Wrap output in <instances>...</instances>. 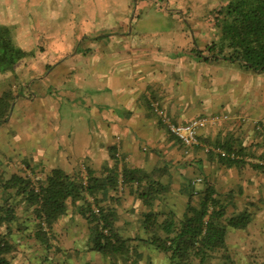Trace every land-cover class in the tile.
Instances as JSON below:
<instances>
[{
	"label": "rangeland",
	"instance_id": "1",
	"mask_svg": "<svg viewBox=\"0 0 264 264\" xmlns=\"http://www.w3.org/2000/svg\"><path fill=\"white\" fill-rule=\"evenodd\" d=\"M133 1L132 6V0H0V25H8L13 30L18 26L23 29L26 25L29 26L38 35L25 39L28 46L35 45L38 52L41 48L46 51L45 53H51L52 49H57L53 46L55 41L58 38L63 41L68 37L65 34L71 30V27L78 31L73 34L75 40L87 38V36L93 39L96 33L93 27L96 19L103 30L116 29V26L106 24L112 17L122 21V27L118 26L116 31L122 32L126 28L129 30V22L133 21L137 5L136 0ZM219 1L169 0L163 2V8L167 9L166 12H176L178 9L184 12L182 6L186 7V4L191 3L193 5L191 16L186 17L188 23L184 17L182 19L190 27L204 30L203 35L200 36L208 40V35L210 37L217 32L216 28L210 25L208 11L211 7L217 8ZM146 16L142 24L147 37L150 35L152 37L153 34L156 36L162 31L171 32L168 34L170 37L162 34L159 39L152 38L144 41L139 40V37H134L132 40L128 38L129 41H120V38L101 39L94 43L91 41L89 45L94 44L95 47L90 46L91 51L89 50L87 55L80 56L79 64L78 62L67 64L63 61L46 72L39 67L36 59H29L31 67L34 65V69L44 76L42 75L41 79L30 86L32 96L30 94L29 97L25 96L21 91L17 94L9 119L0 122V170L2 172L11 173L13 170L4 169V166L18 167L21 160L29 161L32 166L41 161H45L47 166L55 162L58 167L68 169L71 163L66 160L64 154L71 156L70 161L73 166L80 162L88 165L91 154L86 150L92 152L98 149L99 141L106 136L122 133L121 128L125 120L122 116L123 111L126 108L132 109L135 98L141 93V87L144 84H148V87L151 85L153 89L156 88L155 85L161 83L160 85L164 86L161 90L169 99L175 91H184V80L188 76V91L194 89V92L186 97L191 104H195L196 98L198 100L201 98L202 109L207 111L229 113L240 110L264 115V71L246 69L237 62L226 60L198 61L189 58L176 60L171 57L176 51L163 44L168 40L183 42L181 35L176 37L172 33L178 26L176 20L170 17L161 18L156 11L150 9L147 10ZM50 20L64 21L66 26L58 31H50L48 26H44ZM49 32L53 36L57 34L53 37L54 40H47L50 38ZM161 47H164V52ZM65 49L69 53L74 50L71 39L66 47L58 51L61 56L66 53ZM43 60V64L46 63V59ZM52 61L57 62L58 57ZM71 68H75V72L65 78L64 76L68 74L67 70ZM21 70L25 69L21 66ZM210 84L212 88H209ZM13 85L14 77L10 73L0 74V93ZM121 104L124 106H120ZM93 108L101 113L100 118L93 119L91 115ZM260 118L261 122H264V118ZM251 123L254 124L253 120ZM239 128L241 126H237L236 130ZM156 130L159 131V128ZM153 141L150 137L149 140L145 137L138 140L141 145L148 147V150L152 147L151 151H155L153 148L156 146ZM244 141L252 142V148H256L258 153L264 150V146L260 145L262 141L256 133L253 138L252 136L250 139L244 137ZM81 147H84L83 154L82 152L79 154L78 149ZM157 148L166 152L165 149L158 146ZM166 153L157 154L158 162L170 160ZM249 159L264 163V159L259 157H249ZM172 172L175 175L172 182L173 188L177 190L175 180L178 178L179 171L172 168ZM197 175H200V172L189 171L184 174L185 181L195 180ZM226 178L228 179V176ZM226 178H223L221 172L217 173L215 184L218 191L222 192L229 186ZM246 178L252 179L253 185L251 183L246 185L238 175L231 178L234 180L233 184L238 183L241 187L245 184L246 187L243 188L244 194L236 199L237 204L228 207V212L236 213L247 209L253 213L254 218L246 231L227 227V245L230 254L238 264H256L255 262L264 261V174H256L249 169ZM208 181L211 183V178ZM196 186L200 188L202 185ZM178 193L170 192L168 197L171 199L170 203L174 204L173 209L181 215L186 195ZM167 205V209H171L170 204ZM68 245L71 248L70 256L76 259L73 262L110 264L108 257L100 252L81 253L84 249L82 242L75 240ZM139 252H142V255L137 264H167L166 255L153 246H147ZM69 262L70 260L68 264ZM40 263L37 260V264Z\"/></svg>",
	"mask_w": 264,
	"mask_h": 264
},
{
	"label": "trees",
	"instance_id": "2",
	"mask_svg": "<svg viewBox=\"0 0 264 264\" xmlns=\"http://www.w3.org/2000/svg\"><path fill=\"white\" fill-rule=\"evenodd\" d=\"M167 1L169 0H136L132 32H128V28L123 29L122 32L116 31L118 26L122 27V21L115 20L113 17V19L109 18L106 24H112L116 26V29L103 30L96 19L93 26L96 33L93 39L87 36L82 39V42H80L81 39L75 40L73 34L78 31L71 27V30L65 34L68 37L63 41L58 38L53 46L68 45L71 39L75 48L80 42L74 57L66 61L67 64H71V60L87 55L90 48L85 44L90 40L94 42L101 39L111 40L122 34L135 35L142 39L152 37L159 39L162 34L169 32L162 31L156 36L153 34L152 37L151 35L147 37L145 34L147 32L142 23L144 18H147V10L150 9L156 11L161 18L170 17L176 20L178 26L172 33L174 36L181 35L182 41L189 43L185 51L194 59L198 61L226 60L237 62L246 69L264 71V0H220L217 8L211 7L208 11V20L211 22L209 23L217 31L210 37L208 35V40L200 36L203 35L204 30L190 27L178 11L166 12L163 2ZM133 3L132 0V6ZM186 5L182 7L184 15L189 17L193 5L191 3ZM50 21L44 24L50 31H58L66 26L64 21ZM54 36L50 33V38L47 40H54ZM60 49L51 51V55L54 58L58 57V60L69 53L65 49L66 53L61 56L58 52ZM45 52L41 48L38 52L36 47L26 50L18 44L12 27L0 25V74L10 73L14 77L13 87L0 93V122L9 119L15 106L13 105L15 97L20 91L23 94L25 91L27 95L31 94L28 87L29 80L36 75H42L34 69V65L31 67L29 59H36L44 72L54 65L49 53ZM44 58L46 63L43 64ZM21 66L25 70H21ZM147 105L157 113L152 105ZM163 111L165 112L164 109ZM212 113L217 112L201 115ZM170 118L175 123L187 122ZM158 119L159 123H163L160 116ZM245 123L246 121L233 124L235 125L233 127L243 126ZM229 126L232 125L227 123L212 130L211 133L200 132L201 142L210 149L206 151L205 147L198 146L192 151L195 154L203 152L222 166L247 168L257 173H264L263 162L248 159L249 157L264 159V150L258 153L256 148L242 145L239 138L234 137L236 135H226L225 133L230 131ZM253 126L254 132L262 141L260 145L264 146V122H260L261 129H257L254 124ZM168 134L170 139L176 141L178 150L185 157V154H188L187 148L175 136L169 132ZM118 139L108 147L112 164L104 166L103 170L106 172L104 176H97L91 169H88L87 175L82 177L79 171L71 174L61 168H54L45 177L39 178L37 183H34L28 175L16 173L1 183L4 191L12 190L9 193L20 196V200L18 203H9V199L5 198V203L0 204V264H25L22 263L24 260L21 257L17 258L14 252L15 247L9 239L14 224L18 221V215L27 211L33 212V238L45 249H50L53 246L54 224L67 213L69 202L72 205L79 202L78 212L87 220L91 230L90 250L98 251L108 257L110 264H137L142 254L138 250V245L132 244L136 240L164 253L167 264H238L228 249L226 229L230 227L246 231L254 217L253 213L247 209L235 214L227 211L228 204L232 203L235 193L233 191L220 193L210 183L202 189H196L191 180L190 188L184 191L187 202L182 215L179 216L173 211L155 210L156 202L170 188L169 184L162 180L169 172V163L156 164L151 170L137 167L127 161L128 158L122 151L120 143H117ZM215 147L221 148L227 154L234 153L236 157L221 156L212 150ZM121 186H127L133 190L145 207L139 220L146 234L145 237L123 238L115 228L116 208L105 203V200L108 199L111 190L115 191ZM95 207L98 208V213L94 211ZM255 263L264 264V261Z\"/></svg>",
	"mask_w": 264,
	"mask_h": 264
},
{
	"label": "crops",
	"instance_id": "3",
	"mask_svg": "<svg viewBox=\"0 0 264 264\" xmlns=\"http://www.w3.org/2000/svg\"><path fill=\"white\" fill-rule=\"evenodd\" d=\"M180 10L178 9V12L186 20V16L184 15L183 10L182 9ZM131 26H132V23L131 25H129L128 32H132ZM25 27L26 28L23 29V27L18 26L15 29V36H16L17 42L19 45L24 47L26 50L33 49L35 45L28 46L26 42L27 40L25 41V39L27 37H28L27 39H30V37H32L33 35L35 36V34L38 35V33H34L35 30H32V28H30L27 25ZM169 33L164 34V36L167 35L168 37H170V35H168ZM134 37H138V36L122 34L121 36H117L113 39L116 40L117 38H120L119 39L120 41L122 40L129 41V39L132 40L134 39ZM152 38H145V39L139 38V40L144 41V40H148ZM91 41L92 40H90L89 43H92V42L94 43V41L92 42ZM168 41L164 42L163 44L167 48L170 47L173 51H176L175 55L171 56L172 58L176 60L180 58L194 59L193 57L188 55V53L185 51V49L189 47L188 42L181 43L178 41H175V42H172L170 40ZM89 43L85 44V46L89 48L90 46L95 47L94 44L89 45ZM78 44L75 46L74 50L71 53L65 55L60 60L55 62L54 65L48 70L50 69L52 70L56 65L62 63L63 61L66 62L68 59L70 58L72 59L77 52ZM61 46L60 47L55 46V47L63 49L67 45L65 46L63 45L62 47ZM161 49L163 50L164 47H161ZM94 50L95 49H93V51ZM167 54L169 53L167 52ZM49 55L51 59L53 60L54 56H52L51 53H49ZM80 60L81 58L79 56L78 59L74 61L71 60V61L72 62L78 61V64H79ZM75 70H76L75 68L68 69L67 70L68 74H66L64 77L68 78V76H70V73H74ZM42 75L35 76L32 78V80H39L44 76ZM188 79L189 77L186 76L185 77L186 81L184 80L185 82V87L183 89L184 91H179V90H177V92L175 91V94L172 95L171 98L169 99H167L165 93L162 92L161 89L164 86L160 85L161 83L158 85H155L156 88H153V89L151 85L150 87H148V84L146 85L144 84L141 87V93L135 98V102H134L135 104L133 105L132 109L126 108V110L123 111L122 116L125 118V120H123V125H122L123 127L121 128L122 133H118L117 135H114V136L112 134L106 136L105 139L99 141V144H98L99 147L97 146L98 149L92 150V152H89L88 150H86L87 153L91 154L89 157L90 163L88 165L80 162L79 164H76L73 166L72 162L70 161L71 156L67 154H64L65 158L69 163H71L70 168L68 169L58 167L55 162H53L52 165L47 166L45 165V161L35 163V165L33 166L31 165L29 161H24V160H21L19 162L18 167H15V166L11 167L10 165H5L4 169L10 168V170L11 171L13 170V171L9 174H5L4 172L0 170L1 171L0 173V204L3 205L5 203V198L9 199L8 200L9 203L11 202L18 203V201L20 200V196L17 197L9 193L12 190L4 191L3 188L1 187V183L9 179L10 176L14 173L20 174L23 176L28 175L34 183H37L39 178L42 179L54 168H61L71 174H74L75 172L79 171V174L82 177H85L87 175V170L91 169L95 172L97 176H104L106 174V172L103 170L104 166H110L112 164L111 159L109 158L108 147L112 145L114 142H116L117 138H119L117 140V143H120L122 151L128 158L127 161H129L133 165L140 167V168H144L146 170H151L156 164L163 165L162 162L169 163L170 165L169 172L164 175L162 180L163 182H166L167 184H169L170 188H169V191L165 192L162 195V198L156 202V204L154 205L155 210L166 211V212L173 211L177 215H179L173 209L174 204L173 202L170 203L171 199L168 197V194L170 192L172 193L173 191H175V193L180 192L186 195L184 191L190 188L189 184L191 180L193 183L192 185L196 189H202L205 187L207 183H210L208 180L211 178L210 184L211 185L213 184V186H215L216 188L217 184L215 183H216V175L218 172H221L223 174V178H226V176H228V179L226 178L225 180L229 183V186H227L222 192L218 191L217 188L216 190L220 193L233 191L235 193L234 199L232 200V203L228 204V207L235 206V204H237L236 199L239 198L238 196H240L241 194H244L243 188L245 189L247 183H251L253 185L252 179L248 180L246 178V174L249 169L247 168L237 169L236 167H233V166H230V167L222 166L218 163V161L216 162L215 160H213L212 158H210L208 155L204 154L203 152H199L195 154L193 151H191L190 154H185L186 156L184 157L178 150V147H177L178 144L176 143V141L168 137L169 134L164 124L159 123L158 114L155 113L153 109L147 105L149 104L150 106L152 105L153 107V103L158 102L160 107L165 110L166 115L168 117H172L175 120L180 121V122L188 121L194 117L201 116V114H204V113L215 112L213 110L207 111L205 109H202L203 107L200 101L201 98L199 100L196 98L195 104H191L190 101L186 100V97L190 96L191 93L194 92V89H191V91H188L189 90V80ZM32 80H30V82L28 83V87H30L33 84ZM210 87L212 88L211 84L209 85V88ZM27 94L28 93H24L25 96L29 97V95ZM30 95L32 96V94ZM15 100H17L16 97H15ZM56 106L57 105H55V107ZM120 106L123 107L124 105L121 104ZM57 110H59V108ZM100 114L101 113L96 108L92 109L91 115L93 119H96L97 117L100 118ZM229 114L233 116H239L240 118H244L245 120L247 119L246 123L243 126H241L239 130H236V127L234 128L233 126L235 125L233 124H240V122H243L242 120H239L237 122L225 121V122L216 124L214 126H208L204 128L203 130H201V133L203 134L211 133V131L215 130L217 127L230 123L232 125V126H229L230 129H228L230 131H228L229 133H225V134L226 135L234 134L236 135L234 137L239 138V140L242 142V145L251 147L252 142H248V143L247 141L245 142L244 137L248 139H250L251 136L252 138L254 137V134H255L254 126L251 122L252 120L256 119L257 116L264 118V115H260L258 113H248V112H244L240 110L229 112ZM248 115L250 117H248ZM82 122H84L83 118H82ZM157 128H159V131L156 130ZM88 134H89V131H88ZM142 137H145L148 140L150 137L152 138V141L154 140L153 144L156 147L153 149L157 153L155 151H151L152 147L148 150V147L141 145L140 142H138V140H140V138ZM157 146L162 149H165L167 153L162 150H158ZM78 148H80V146ZM140 148H142V150H140ZM78 150H79V154H81V152L83 154L84 147H81V149H78ZM160 153L162 154L166 153V155H168V159L170 160H163V161L158 162L157 159L159 158L157 157V154H160ZM172 168L173 169L175 168L176 170L179 171L178 178L175 180V183L177 184V190L176 188L175 190L173 188L172 182H174L175 175L172 172ZM189 171L191 172L198 171L200 172V175H197V178L195 180L189 179L186 182L184 178V174H186ZM255 173L257 174V172ZM235 175L241 176V178L243 179L246 185L244 184L241 187V185H239L238 183L233 184L232 182H234V180L231 178L234 177ZM198 178L200 180H197ZM202 180H205V181L203 183H200ZM255 183L257 184L256 181ZM198 184H201L202 186L200 188H197L196 185ZM186 202H187V195H186V201L183 205L184 209L182 213L185 210ZM105 203H108L111 207L116 208L117 217L115 221V228L117 232L123 238L132 239V238L146 236L144 230L140 226V221H139L141 217V212L145 210V207L142 205L141 201L137 198V195L133 192V190H130L127 186L125 187L121 186L115 191L111 190L109 192L108 199L105 200ZM78 204L79 202L76 205H72L69 202L67 213L61 218H59V220L54 224V227H53L54 239L52 240L53 246L50 247V249H45L38 241H36L33 238V218H34L33 212L27 211L25 213L18 215V221L14 224L13 230L11 231L9 235V239L15 247L14 252L17 258L21 257L24 260L22 263H25V264H37V260L41 262L40 264H48V263L49 264L51 263L68 264L69 260H70L69 262L70 264H78V262H73V260H76V259L70 256L71 254H69V250H71V248L69 247L70 245L68 244L73 243L75 240L84 243L83 245L84 249L83 251H81V253L83 252V254H85V252H90V253L98 252V251L90 250L91 230L89 228L87 220L82 216L81 213L78 212ZM167 204H170L171 209H167L168 208ZM228 207H227V211H228ZM132 244L133 245L137 244L138 250H144V248H147L148 246L145 243L141 241H137V240L136 242Z\"/></svg>",
	"mask_w": 264,
	"mask_h": 264
},
{
	"label": "built area",
	"instance_id": "4",
	"mask_svg": "<svg viewBox=\"0 0 264 264\" xmlns=\"http://www.w3.org/2000/svg\"><path fill=\"white\" fill-rule=\"evenodd\" d=\"M153 107L156 110L157 114L161 117V120L166 128V130L173 136H175L178 140L181 141L182 144L187 148V153H190L193 148L195 147H205V150L208 151L210 148L205 146L200 140V132L204 128L208 126H214L221 122H237L242 120L243 122L246 121L244 118H240L239 116H233L227 112L224 113H212L207 115H201L194 117L188 120L185 123H175L171 120L170 117L166 115L163 109L160 108L157 102L153 103ZM261 118L257 117L253 120L254 125H256L257 129H261L260 126ZM215 153H218L221 156L229 155L232 158H235V154H227L224 150L219 147L212 148ZM197 180H200L199 178ZM96 213L99 212L98 208H94ZM46 219V217H45ZM43 225L46 228L45 223Z\"/></svg>",
	"mask_w": 264,
	"mask_h": 264
},
{
	"label": "water",
	"instance_id": "5",
	"mask_svg": "<svg viewBox=\"0 0 264 264\" xmlns=\"http://www.w3.org/2000/svg\"><path fill=\"white\" fill-rule=\"evenodd\" d=\"M180 11H181V10H180ZM131 23H132V22L130 21V22H129V25H131ZM75 51H76V49H75ZM75 51H74V52H75ZM74 52H73V53H74ZM69 56H70V55H69ZM13 104H14V103H13Z\"/></svg>",
	"mask_w": 264,
	"mask_h": 264
}]
</instances>
